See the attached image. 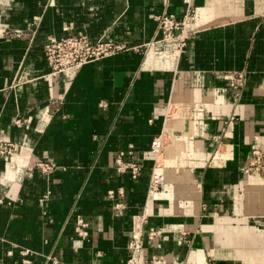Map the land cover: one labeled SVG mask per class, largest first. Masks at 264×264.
Here are the masks:
<instances>
[{
    "label": "crops",
    "instance_id": "1",
    "mask_svg": "<svg viewBox=\"0 0 264 264\" xmlns=\"http://www.w3.org/2000/svg\"><path fill=\"white\" fill-rule=\"evenodd\" d=\"M188 3L192 37L162 68L144 45L160 37L157 16L182 17ZM15 30L21 36L5 35ZM70 34L124 49L50 76L44 46ZM237 72L248 76L240 97ZM193 102L204 106L197 124L166 122L170 105ZM163 132L173 140L151 195V146ZM9 144L13 155L0 153V264H129L138 215L145 232L162 229L145 236L140 264H264L255 222L264 180L243 172L264 150V0H0V152ZM123 150L142 165L139 179L116 172ZM187 150L193 165L177 166ZM41 161L61 168L47 175ZM121 187L122 212L108 197Z\"/></svg>",
    "mask_w": 264,
    "mask_h": 264
},
{
    "label": "built area",
    "instance_id": "2",
    "mask_svg": "<svg viewBox=\"0 0 264 264\" xmlns=\"http://www.w3.org/2000/svg\"><path fill=\"white\" fill-rule=\"evenodd\" d=\"M188 1V0H186ZM196 10L188 3L186 11L182 17L177 16L174 12L165 11L156 17L160 37L153 39L144 45L146 55L152 53L153 59L160 67L170 69L175 65L188 47L192 37L189 29L190 24L195 19ZM21 30L7 31L5 35L8 38L21 36ZM124 47L115 42L100 39L92 42L90 38L83 34H70L62 38L51 37L44 46V56L48 63L50 76H56L62 73L78 71L83 66L112 56L123 50ZM248 80L245 72H237L232 76V87L236 91V96L240 97ZM103 107H106L103 104ZM204 117V106L201 103H181L170 105L166 114V122L170 120H190L196 124ZM21 125V121H18ZM173 140V136L168 132H163L156 137L152 143L151 151L154 154V167L150 180V194L154 195L160 189V178L157 174L158 169L165 162V147ZM15 147L11 144L1 149L2 154L13 155ZM195 160L192 150L183 152L175 159L177 166H191ZM45 174L50 175L55 170L61 168L51 161H41L37 163ZM115 170L119 175L129 174L133 180H137L143 173L142 165L134 158L131 151H120L115 158ZM243 172L248 177L254 176L264 180V150L254 149L248 165L243 167ZM118 196H124V188L110 190L109 199L116 201V209L123 211L125 205L118 201ZM48 198V194L45 196ZM145 215H138L133 220V235L130 242L132 257L129 264H140L139 255L144 249L145 236L149 240H154L162 234V229L152 227L145 232L144 221ZM256 224L264 228V216L258 218ZM89 223L82 216H77L76 232L79 237L86 238ZM24 251L23 254H28ZM55 261V258H53ZM57 263V261H55ZM23 264H34L30 259H25ZM141 264H161L159 258L145 260Z\"/></svg>",
    "mask_w": 264,
    "mask_h": 264
},
{
    "label": "rangeland",
    "instance_id": "3",
    "mask_svg": "<svg viewBox=\"0 0 264 264\" xmlns=\"http://www.w3.org/2000/svg\"><path fill=\"white\" fill-rule=\"evenodd\" d=\"M259 177H255V178H252V179H255V180H258Z\"/></svg>",
    "mask_w": 264,
    "mask_h": 264
},
{
    "label": "bare ground",
    "instance_id": "4",
    "mask_svg": "<svg viewBox=\"0 0 264 264\" xmlns=\"http://www.w3.org/2000/svg\"><path fill=\"white\" fill-rule=\"evenodd\" d=\"M250 178H255L254 176H249ZM259 179V178H258Z\"/></svg>",
    "mask_w": 264,
    "mask_h": 264
}]
</instances>
